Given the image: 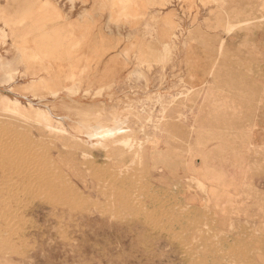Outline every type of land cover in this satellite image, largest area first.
I'll use <instances>...</instances> for the list:
<instances>
[{
  "label": "rangeland",
  "instance_id": "obj_1",
  "mask_svg": "<svg viewBox=\"0 0 264 264\" xmlns=\"http://www.w3.org/2000/svg\"><path fill=\"white\" fill-rule=\"evenodd\" d=\"M0 146V264H264V0H0Z\"/></svg>",
  "mask_w": 264,
  "mask_h": 264
},
{
  "label": "bare ground",
  "instance_id": "obj_2",
  "mask_svg": "<svg viewBox=\"0 0 264 264\" xmlns=\"http://www.w3.org/2000/svg\"><path fill=\"white\" fill-rule=\"evenodd\" d=\"M131 3V2H130ZM4 37V36H3ZM11 75V74H10ZM8 76V75H7ZM10 77V76H9ZM12 77V75H11ZM10 77V78H11ZM194 77V76H191ZM13 78V77H12ZM11 80V79H10ZM91 95V94H90ZM13 103L12 100L10 99H4L1 104L3 105V109L6 110H11L10 105ZM17 106L19 105V102L16 101L15 103ZM32 105V103H30ZM47 109V108H46ZM49 110V109H48ZM81 112V110H80ZM116 112V111H115ZM50 113V112H49ZM86 113V112H85ZM90 113V112H89ZM88 113V114H89ZM82 114V112H81ZM83 115V114H82ZM81 115V116H82ZM99 115V114H98ZM89 116H91L89 114ZM89 116H87V114L84 115V118L87 119H83L84 121H86L87 123H84V121L79 120L78 122H80L76 128H74L73 130L76 133L82 134L86 140L88 145L91 146H99V145H103L105 144L106 141L111 142L113 141L114 143H124V144H129L130 140H126V141H122L119 139L120 136L122 135H126L127 130L125 128H123V122L116 116V118L114 119V122H112V125H106L105 123L103 124L101 121V123H98V125L92 126L90 123V119ZM102 116V115H101ZM83 117V116H82ZM95 117V116H94ZM89 118V119H88ZM60 121H62V118H57ZM89 121V123H88ZM99 121V120H98ZM77 122V123H78ZM95 122V121H94ZM75 123V122H74ZM96 123V122H95ZM126 123V122H125ZM73 124V123H72ZM76 124V123H75ZM94 125V124H93ZM72 129V128H71ZM72 130V131H73ZM74 132V133H75ZM131 134V133H130ZM77 135V134H76ZM7 146V145H6ZM104 146V145H103ZM116 146V145H115ZM1 147V146H0ZM31 152V151H30ZM11 153V152H10ZM20 153V152H19ZM13 154V153H12ZM18 154V153H17ZM9 157V156H8ZM18 158V157H17ZM14 159V158H13ZM20 161V159H19ZM22 161V160H21ZM19 166V165H18ZM4 171V170H3ZM38 171V170H36ZM17 175V174H16ZM50 175V174H49ZM8 178V177H7ZM9 180V179H8ZM47 180V179H46ZM63 180V179H62ZM18 185V184H17ZM3 186V185H2ZM14 188V187H13ZM16 188V187H15ZM6 190V189H5ZM9 190V189H8ZM37 192V191H36ZM1 194V193H0ZM18 195V194H17ZM52 195V194H51ZM16 196V195H15ZM33 196V195H32ZM65 199V198H64ZM15 200V199H14ZM8 202V201H7ZM15 202V201H14ZM14 206V205H13ZM28 209V208H27ZM14 218V217H13ZM34 219V218H33ZM8 221V220H7ZM6 221V222H7ZM35 221V220H34ZM21 223V222H20ZM28 225V224H27ZM7 226V225H6ZM158 227V226H157ZM214 229V228H213ZM7 231V230H6ZM18 233V232H17ZM21 239V238H20Z\"/></svg>",
  "mask_w": 264,
  "mask_h": 264
}]
</instances>
